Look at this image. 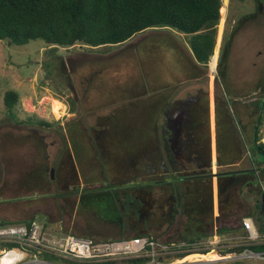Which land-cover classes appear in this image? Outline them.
Listing matches in <instances>:
<instances>
[{"label": "flooded vegetation", "instance_id": "af4514ba", "mask_svg": "<svg viewBox=\"0 0 264 264\" xmlns=\"http://www.w3.org/2000/svg\"><path fill=\"white\" fill-rule=\"evenodd\" d=\"M224 1L221 54L254 36L263 38L264 0H221V3ZM121 84L114 83L104 92L107 94L104 103L88 106L84 97L90 86L79 81L73 90L72 105L65 107L66 111L72 106L71 117L65 123L22 125L27 128V135L35 137L32 141L41 162H37L38 167L27 169L15 186L23 191L52 192L46 197L53 196L70 209L76 206L78 217H86L103 230L114 229L122 238L135 233L157 240L177 221L181 222L180 231L191 221L194 232H201L203 225L210 224L207 218L214 217L213 177L218 184V200L240 183L234 170L217 169L215 173L210 170L208 109L196 110L194 115L182 107L174 111L165 109L157 120L144 127L138 125L133 135L128 134L122 123ZM51 135L58 137L63 146L49 163L46 139ZM145 138L153 140V144H144ZM52 142L54 145L57 141ZM189 211L195 214L193 219ZM202 216L206 217L204 221L200 219ZM153 217L159 221L151 228L149 222L155 221ZM145 221L148 226H144Z\"/></svg>", "mask_w": 264, "mask_h": 264}, {"label": "rangeland", "instance_id": "374dc122", "mask_svg": "<svg viewBox=\"0 0 264 264\" xmlns=\"http://www.w3.org/2000/svg\"><path fill=\"white\" fill-rule=\"evenodd\" d=\"M224 3L226 2L224 1ZM222 11V14L219 11L220 20L217 25L215 55L213 54L214 56H212L208 65L204 67L208 73L209 83L208 86L204 82L201 84L203 91L209 90L207 97L210 132L214 125L215 109L213 101H215L214 106H216V102L220 104L224 97L219 88H215V97L213 94V89L216 87L213 84V79L217 75L219 58H217L216 52L226 18L225 7L222 8ZM252 38L253 36L251 35L250 39ZM185 42L184 37L173 36L171 32L163 29L148 30L134 36L123 44L97 49H86L78 44L69 49L62 47L53 48L47 46L42 40H32L24 45H16L7 40L0 41V222L20 225L26 221H34L44 225L53 233H86L95 240H118L122 238L114 229L103 230L98 228L97 224L87 220L86 217H78L75 211L76 206L70 209L68 205L59 203L53 196L46 197V195L54 194L52 192L17 189L15 184L23 179L24 172L29 168L38 167L39 164L37 162L41 159L40 153L37 152L36 146L33 145L34 142L32 140L35 137L27 135L28 130H25L27 128H22V125L28 124V120L37 121L41 119L48 121L52 125L65 123L68 117H71L72 106L70 110L66 111L65 107H67V104L72 105L73 90L79 81L84 82L86 86H90L89 94L84 97V102L89 104L104 103L107 98V94H104V92L111 88L110 86L114 83L117 85L122 83V93L132 92L138 95L139 93H145L146 89L154 87L152 78L156 77V75L165 78L166 73L170 72V70L172 72V67L168 63V49L172 43L177 49L182 46L179 51L182 52ZM181 55H178L177 52L174 53V57H180ZM220 55L221 48L219 51ZM175 65L177 64L175 63ZM158 69L163 73V76L157 74ZM90 83L92 84L90 85ZM161 83L164 84V80ZM164 87L166 88V85ZM6 91H14L18 95V102L11 112L6 111L3 104V96ZM126 96L122 95L124 98ZM254 98L256 99V97ZM125 99H127V102L122 104V109L124 108L122 123L128 131L127 133L133 135L140 121H133L137 112L134 107L131 108L130 106V101L132 100L128 96ZM242 100H247V98L245 97ZM254 104L255 102L252 103L253 106ZM149 123H151L150 120L147 123L142 122L141 125L144 127ZM221 138L222 136L220 135L218 153L220 152V154L228 157L226 152H224L225 146L221 145ZM148 139L145 138L143 143L149 144ZM53 140L57 142L51 145ZM59 140L58 137L56 138L53 135L46 139L49 163L56 158L63 146V142ZM211 159L214 163L215 154L212 152V148ZM261 159L263 158L256 157V160ZM216 171L217 168L213 164V173ZM212 189L213 214L216 218L218 215V195L215 177L212 179ZM242 196L244 201H246V197L247 199L252 197L257 200L261 199L258 195H252L245 189L242 191ZM192 212L189 211L191 219L195 216ZM154 218L152 220L155 221L149 222L151 228L159 221ZM215 218H207L206 222L210 224L201 227L204 230L201 232H206L208 237L214 235L217 231V223L213 220ZM200 219L204 221L206 217L202 216ZM144 226H148L147 221H145ZM180 228L181 222L177 221L175 225L169 227L168 233L164 234L163 237L155 236L158 242L166 245L188 243L187 238L194 236L187 234L185 237L181 236L183 238L177 237ZM182 228L181 233L186 231L189 233V230L185 229L186 224ZM193 228L191 227L190 230L192 233L194 232ZM231 233L233 235L230 233L226 234L229 242H222L215 249L219 259L211 261L214 259L212 256L207 260H198L196 257L194 259L186 258V260L189 262H203L201 264H264L263 261L256 259L234 258V255L238 253L221 255L227 249V246L234 244V241H230L229 237L240 235L241 230ZM125 236L122 239L137 237L135 233Z\"/></svg>", "mask_w": 264, "mask_h": 264}, {"label": "trees", "instance_id": "16d2710c", "mask_svg": "<svg viewBox=\"0 0 264 264\" xmlns=\"http://www.w3.org/2000/svg\"><path fill=\"white\" fill-rule=\"evenodd\" d=\"M221 7V0H0V41L7 40L16 45H24L32 40H42L47 46L53 48L69 49L78 44L86 49H97L120 45L145 31L164 28L186 35L196 62L207 66L215 55L217 25L220 12L223 13ZM227 61V55L223 52L217 62L215 80L217 89V85L225 84ZM17 102L16 92L4 93L3 104L6 111L11 112ZM263 106V104L256 106L258 114ZM215 107L217 165L218 167L227 166L226 169H219V171L234 170L236 171L234 174L240 180V183L234 184L232 191H227L225 198L219 200V216L216 218L217 232L227 234L239 231L241 220L251 217L258 231L264 233V211L261 210V199L264 195V144L260 142L264 134V131H260L262 117L258 115L256 119L252 141L248 144L236 142L235 146L239 154L236 157H227L218 153L220 135L222 136L221 145L225 146L224 152L227 154V147L233 146L232 143L227 142V137L235 139L233 137L237 135V120L232 111L233 106L231 108L230 101L224 97L220 104L216 102ZM27 122L47 124L42 119ZM206 135L208 138V128ZM247 150L249 157H243L241 160L243 152ZM257 156L263 159L256 160ZM237 162L240 163L239 169L232 166ZM206 184L211 193L210 181ZM244 189L252 195H258L261 199L246 197L244 201L242 196ZM208 204L211 206L210 200ZM209 205L207 207H210ZM5 225L10 224L0 222V226ZM189 225L193 226L191 221L186 223L185 228L189 230V233L186 231L178 237H185L187 234L194 236L187 238L188 243L202 241L208 237L206 232L192 233ZM74 235L91 237L86 233ZM140 236L145 235H137V237ZM250 249L260 251L264 249V246L256 245ZM243 250L244 247L227 248L221 255L240 253ZM187 256V258L195 256L198 260H205L212 257L213 252L203 251ZM45 259L54 264H89L63 262L47 255ZM147 260V258L127 259L103 264H145Z\"/></svg>", "mask_w": 264, "mask_h": 264}, {"label": "crops", "instance_id": "0c3cea01", "mask_svg": "<svg viewBox=\"0 0 264 264\" xmlns=\"http://www.w3.org/2000/svg\"><path fill=\"white\" fill-rule=\"evenodd\" d=\"M225 7V16H226V6L225 3H222V8ZM221 8V9H222ZM159 29H153L156 31ZM162 30V29H161ZM173 36L184 37L186 44L183 46V49L180 51L176 48L175 45H171L168 49L169 65L172 67V72L165 74V78L156 77L152 78V84L154 87L152 89H146L145 93L134 94L132 92L120 93L122 104L127 102V96L130 98L131 108L134 107L136 110L134 122L140 121L138 125H141L142 122L147 123L150 121H155L158 119L163 112V110H178L181 107L185 110L188 109L193 113H197L196 110L203 108L202 111L205 112L208 109V97L209 90L206 89L203 91L201 89V84L204 82L208 86V73L204 65L199 64L194 59V56L188 45V37L186 35L175 32L171 29H164ZM146 32V31H145ZM222 35V31H221ZM258 36V35H257ZM221 37V36H220ZM262 37V36H261ZM220 43L216 52L217 58L219 57ZM182 54L180 57H174V53ZM227 55V74L225 78V84L218 85V88L221 90V94L224 98L231 103V108L233 113L236 116L237 126L236 131L237 135L230 139L227 136V142L233 144L232 147H227L228 156H237L239 150L236 148V142L238 141L241 144H248L252 141L254 136V127L258 115L262 117V122L260 125V131H264V106L262 107L260 113L256 111V106L258 104L264 105V36L263 38H257L254 36L252 40L246 42H240L232 45L230 52H224ZM217 61V60H216ZM177 64L174 66V64ZM168 65V64H167ZM179 70V71H178ZM154 72V69H153ZM157 73V72H155ZM163 76L158 69V73ZM217 75L214 76L213 84L215 86V80ZM164 80V84L161 83ZM166 85V88L164 87ZM165 88V89H164ZM215 88L213 89V94L215 97ZM225 88V91H224ZM111 89V88H110ZM144 91V90H143ZM127 94V96H126ZM122 95L126 96L125 98ZM228 95V96H227ZM247 100H242L243 98ZM256 97V99L254 98ZM120 99V100H121ZM119 100V101H120ZM255 102L254 106L252 103ZM249 103H251L249 105ZM88 106L89 103H86ZM215 101H213V107L215 109ZM252 105V106H251ZM213 128L210 132V143L212 139V152L215 154V161H217V150H216V135H215V121L213 122ZM137 125V126H138ZM211 129V127H210ZM212 133V135H211ZM149 144L152 145L153 140L150 138ZM155 144V141H154ZM152 148V147H151ZM246 153V155H245ZM249 157V151L243 152L241 160L243 157ZM212 162V159H211ZM239 169L240 163L237 162L236 165H232ZM210 169L213 173V164ZM217 169H226V165L218 167L217 163L215 165ZM263 186V185H261ZM218 189V186H217ZM218 215H219V200H218ZM211 211V209H210ZM212 213H213V203H212ZM214 216V214H213ZM218 217V216H217ZM216 217V218H217ZM215 218V217H213ZM216 218L214 219L216 221ZM246 218V217H245ZM251 218V217H248ZM252 219V218H251ZM253 220V219H252ZM254 222V220H253ZM255 224V223H254ZM216 233H218L216 231ZM233 235L232 233H230ZM226 235V234H225Z\"/></svg>", "mask_w": 264, "mask_h": 264}, {"label": "built area", "instance_id": "2783aa9c", "mask_svg": "<svg viewBox=\"0 0 264 264\" xmlns=\"http://www.w3.org/2000/svg\"><path fill=\"white\" fill-rule=\"evenodd\" d=\"M260 142L264 144V134ZM241 234L230 236L234 244L227 248L244 247L234 258L256 259L264 262V233H260L251 218L241 220ZM229 242L225 234L214 233L194 243L164 244L148 236L118 240H95L71 233H53L34 221L29 224L0 226V264H54L45 259L51 256L71 263L103 264L127 259L147 258L145 264H201L189 262V254L213 248V240ZM235 254V253H234Z\"/></svg>", "mask_w": 264, "mask_h": 264}, {"label": "bare ground", "instance_id": "6f19581e", "mask_svg": "<svg viewBox=\"0 0 264 264\" xmlns=\"http://www.w3.org/2000/svg\"><path fill=\"white\" fill-rule=\"evenodd\" d=\"M213 248H217V247H219V245H220V242L218 241V240H213ZM210 252H213V257H214V259H212L211 261H215V260H217V259H219L218 258V256L219 255H217L216 254V252H215V249H213V250H211ZM215 255V256H214ZM195 258V256H193V257H190V258H187V259H194ZM208 259V258H207ZM207 259H205V260H207Z\"/></svg>", "mask_w": 264, "mask_h": 264}, {"label": "water", "instance_id": "95a60500", "mask_svg": "<svg viewBox=\"0 0 264 264\" xmlns=\"http://www.w3.org/2000/svg\"><path fill=\"white\" fill-rule=\"evenodd\" d=\"M216 162H217V161H215L214 163L211 162V166H212V164L216 165ZM211 168H212V167H211ZM217 186H218V184H217ZM261 210L264 211V195L262 196V199H261ZM206 262H207V261H206ZM202 263H203V262H202Z\"/></svg>", "mask_w": 264, "mask_h": 264}]
</instances>
